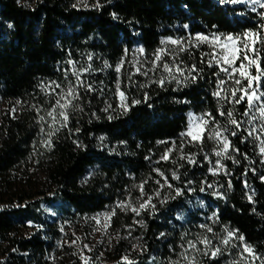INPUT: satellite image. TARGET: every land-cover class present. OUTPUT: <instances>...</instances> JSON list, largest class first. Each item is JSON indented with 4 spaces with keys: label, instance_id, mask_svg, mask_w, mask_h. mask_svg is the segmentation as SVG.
<instances>
[{
    "label": "trees",
    "instance_id": "16d2710c",
    "mask_svg": "<svg viewBox=\"0 0 264 264\" xmlns=\"http://www.w3.org/2000/svg\"><path fill=\"white\" fill-rule=\"evenodd\" d=\"M260 13H264V8L259 5L222 0H100L91 8L78 7L72 0H38L35 6L19 0H0V96L19 99L25 106L16 115L5 113L0 124L2 185L12 186L15 169L32 154L40 131L32 101L41 93L44 80L67 79L64 73L71 69L69 60L80 68L94 64L99 68L95 78L114 85L118 80L115 68L135 39L152 53L166 35L197 31L239 35L264 23ZM204 53H207L205 45L180 53L185 76L179 78L180 82L166 80L163 87L155 81L161 75L167 76L166 73L149 78L135 74L131 81L124 75L122 87L129 97L127 110L117 107L109 115L91 96L81 115L73 120L77 122L73 133L61 130L54 136L49 149L48 176L55 185L56 196L68 204L70 212L101 210L132 176L151 173L152 161L165 152L167 141L178 139L187 127L190 109L211 112L221 124L226 122L227 117L218 115L221 105L212 95L219 79L226 77L223 73L220 77L214 75L218 67L209 66ZM261 56L264 67V51ZM192 65L199 70L191 74L196 76L195 81L187 73ZM261 89L264 90V80ZM223 109L234 110L237 119H248L240 115L246 109L245 104L233 106L224 102ZM100 135L105 138L104 144L99 143ZM240 137V133L229 137L239 152H230L237 163L224 160L226 175L208 173L205 153L213 148V142L207 137L203 145H186L188 152L198 155L195 164L182 161L181 174L185 180L218 179L224 184L226 189L221 194L204 191L201 183L198 192L208 197L213 209L217 207L221 222L237 228L264 255V162L257 141L249 138L242 143ZM95 165V174L85 180L86 172ZM41 201L0 208V239L15 247L4 264H47V253L61 231L42 216ZM181 202L175 200L162 209L163 216L174 218L175 208ZM29 217L45 227L29 237L11 235L17 223ZM163 222L149 220L147 237L151 250L157 247L156 237ZM46 230L50 239L43 236ZM141 264L149 263L144 260ZM201 264H222V259L207 258Z\"/></svg>",
    "mask_w": 264,
    "mask_h": 264
},
{
    "label": "rangeland",
    "instance_id": "374dc122",
    "mask_svg": "<svg viewBox=\"0 0 264 264\" xmlns=\"http://www.w3.org/2000/svg\"><path fill=\"white\" fill-rule=\"evenodd\" d=\"M72 1L74 5L85 8L94 7L100 3V0ZM19 2L27 6H35L38 0H19ZM246 2L251 5H259L252 4L251 0H244V2L241 3ZM261 3H264V0H261ZM213 33L227 35L219 32ZM197 34L209 35L211 33L197 31L195 33H188L187 35H166L162 37V40H169L171 38L186 41L189 37H194ZM201 45L206 46V52L211 51L207 44ZM140 47L144 49L143 54L136 52V49ZM161 47H164V45L161 44L158 48ZM167 47L171 49L175 46L168 44ZM126 50L127 51H125V54L118 63L120 64L123 62V67L121 72L117 75L120 83V90L123 91L127 97L126 103L128 108L129 97L122 87L124 75L135 72V67L133 66L134 60H140L142 62L146 60L151 61L153 53L156 50L152 53H148L139 39H135L132 47L127 48ZM165 60L170 62L169 57H165ZM88 65H91L94 71L86 73L83 78L89 83H92L95 90L86 93L83 89H80L81 99L75 102L78 105V108L76 110H69L67 127H61L59 124L52 125L51 118L47 116V111L50 109L51 105L54 104V97L49 94L50 88L48 86L55 81L56 83L61 84L62 89H66L68 80H74L75 78L71 75L70 71L65 80L46 79L43 81L41 85V93L36 95L35 98L37 99L32 101V107L37 111V119L40 126V131L37 140L34 143L32 154L28 158V161H25V164L19 165V167L15 169V179L10 188L3 186L0 181V208L17 207L25 205L27 202H34L38 201V199H42L39 206L40 213L47 220L54 222L61 231L55 245L47 253V264H83V261L81 260L82 255L91 258L90 264H124L123 257L125 256H127L129 260L134 261L135 264H141L144 260L149 264H169L170 259H179V253L183 251L181 246L183 245L184 247H187V241L196 239L197 235H207L212 239L213 245H218L219 241L227 234L224 231L225 229L237 231L238 229L232 225L221 222L217 215V207L213 206V209L211 206L212 204L207 200L208 197H205L202 193L198 192L199 183L202 184L204 191L214 192L216 194H221L224 189H226L225 185L217 182L218 179L216 181H209L206 178L198 180L197 177L185 180L181 174V168L183 165L182 161L184 159H179L180 152L178 151H173L167 161L160 160L161 156L153 160L151 173L140 177L132 176L131 180L127 182L125 186L120 187L116 191L114 198L105 208L85 213L70 212L68 204L61 197L56 196L55 185L48 176L47 168L50 163L49 149L51 148L52 140L61 130H67L69 133H73V126L77 123L73 120L81 115V112L87 105L86 102L91 96L96 97V103H101L100 109L104 110L109 115H111L120 105V99L117 95L116 89L118 80L115 81L114 85H110L106 80L99 81L95 78L99 68H96L94 64ZM150 67H152L151 64H144V69ZM157 73L163 74L162 69L157 72H149L148 75L144 77H154ZM56 91L59 93L61 89H57ZM23 107H25L24 103L19 99H6L3 96H0V124L5 113L11 112L16 115ZM189 113L199 116L205 112H198L194 109H190L187 112L188 119ZM41 116L45 117L43 121L40 120ZM255 123L259 126L258 120ZM54 128L58 130L55 131L54 134L49 135ZM41 129H43V131H41ZM104 139L105 138L100 135L99 143L104 144ZM49 140L51 141L50 145L47 143ZM173 141H175L176 147L179 148L182 143L181 135L178 139L174 138L168 140L166 149L172 146ZM212 142L213 148L205 153V159L208 162V173L211 174L212 172H210L209 169L215 165L218 159H220L214 154L218 149L215 142ZM187 144L188 143L184 141L183 153L188 155L195 154L196 161V155L198 154L196 152H188L186 150ZM257 145L259 150L258 141ZM261 157L264 162V155H261ZM209 160L212 161V164L209 163ZM224 160L225 159L221 160V163L225 166L227 172ZM173 161H175V163H173ZM200 165H202V163H200ZM153 169H160L163 171L165 175L168 176L169 182L174 186L173 189L164 187L161 190V197L152 200V203L155 204V209H142L140 214L137 215L130 209L125 210L118 207L121 202L125 204L131 202L133 206H138L137 197L140 193L135 186L144 180L148 181L144 185L145 192L149 195H153L154 190L158 188V185L155 184V180L160 179L161 182H163L162 178L153 171ZM96 170L97 165L91 166L86 172L84 179L89 180L95 174ZM173 171H175L180 177L179 180L172 179L171 173ZM221 174H225V171H220L216 176ZM209 185H211V187H209ZM176 188L182 190L181 195H176L174 191ZM49 196L52 199H48L47 197ZM165 197L167 198L166 202L161 203L160 200ZM178 199L182 200V202L176 206L174 218L171 216H163L161 210L167 208L168 205ZM111 211H115V215L112 216L110 226L106 230L97 231L96 229L99 226L92 218L99 217L101 223H103V214ZM191 213H195V215H193L194 218L191 217ZM196 215L199 218H195ZM148 217L149 220L158 219L159 221H164L162 229L157 234L156 242L158 244L154 250H151L147 237V231L149 229ZM201 224L211 226L213 231L211 233L206 232L204 228L199 227ZM43 227L45 226H42L39 220L29 217L25 221L18 222L16 229L11 232V235L29 237L33 234L39 233ZM239 235L243 234L237 231V236ZM43 236L50 239L51 235L50 232L46 230L43 231ZM77 237H79V240L76 239ZM245 242L252 245L255 253L258 254L261 259H264V255L260 253L257 246L250 243L246 238ZM232 244H236L237 247H232ZM232 244H229L226 248L225 246L220 245L223 251L216 258L222 259V264H232L234 260H239L240 242L239 240H233ZM84 245H88L91 251L85 249ZM199 247L202 248L203 245H199ZM10 250L14 251L15 247H12L8 240L0 239V264H4ZM148 254H150L149 257L147 256ZM196 255L199 264L203 263L205 259L211 258L210 256H203L201 254ZM255 264H261V261L256 260Z\"/></svg>",
    "mask_w": 264,
    "mask_h": 264
},
{
    "label": "snow or ice",
    "instance_id": "6c2138e0",
    "mask_svg": "<svg viewBox=\"0 0 264 264\" xmlns=\"http://www.w3.org/2000/svg\"><path fill=\"white\" fill-rule=\"evenodd\" d=\"M224 3L237 4L244 2V0H222ZM252 4H259L261 8H264V3L261 0H251ZM255 11V8L253 9ZM261 19L264 20V13H260ZM185 28L188 26L185 25ZM161 44L164 47L158 48L153 53L151 61H140L134 60L133 66L135 67L134 73L128 74V79L131 81L132 76L140 74L147 76L149 72H157L162 69L163 73L167 76L161 75L160 78L155 81L161 87H163L166 80H177L185 76V67H182L183 61H179V55L182 52L188 51L189 48L199 47L201 44H207L211 51L204 53L203 55L208 57L207 63L209 66L215 64L218 67V71L214 73L217 77L223 73L226 79H219L217 83V89L212 93L217 98L218 104L221 105L218 108V115L221 117H227L226 122L221 124L211 112H205L199 116L189 113L188 125L184 132H182L181 138L182 143L179 148L176 147L175 141L172 142V146L161 155L160 160L167 161L173 151L180 152L179 159L187 160L189 164H195V154H184L183 147L184 141L188 144L203 145L205 138L215 142L217 149L215 156L220 158L216 161L209 171L213 175L218 174L220 171H225V166L221 163L223 159H231L234 163L238 161L230 155V152H239V148L235 147L229 137H236L238 133L241 134V142L247 141L249 138L253 142H259V152L264 155V90L261 89V81L264 80V67H261V52L264 51V23L258 25L255 30H248L239 35H218L211 33L209 35L197 34L194 37H189L186 41L181 39H169L162 40ZM168 44L175 47L169 49ZM127 51V50H125ZM137 53L143 54L144 49L142 47L136 49ZM191 54V53H190ZM165 57L170 58V62L165 60ZM91 59V57H89ZM202 62H205L202 60ZM68 63L72 65L71 69L65 70V77L68 76V72L71 71V75L75 78L74 80H68L66 89L61 88V84L53 81L48 87L50 88V95L54 97V104L51 105L47 111V116L51 118L52 125L59 124L61 127H67L69 120V110H76L78 105L76 101L81 99L80 89H83L86 93L92 92L95 89L93 84L89 83L84 77L86 73L94 71L91 65L85 68H77L76 62L69 60ZM151 64L152 67L144 69V64ZM140 65V66H136ZM107 67V65H105ZM123 62L118 64L115 68L117 74L121 72ZM253 69L255 74H253ZM199 70L195 65L187 69L188 76L195 81L196 76H192L193 72ZM231 83V86L226 85ZM246 82V83H245ZM61 89L58 93L56 90ZM117 95L120 99V105L124 110H127V97L123 91L120 90L119 79L116 84ZM228 102L233 106L238 104H245L246 109L240 115L242 117H248L245 121L243 119H237L234 115V110L230 109L225 111L223 109V103ZM139 103V101H134ZM35 107V106H34ZM110 107V105H109ZM107 110V109H105ZM111 118V117H109ZM44 116L40 117L43 121ZM259 121V126L256 125V121ZM245 124L250 127H243ZM58 129H53L49 135L54 134ZM43 131V129H41ZM227 133V134H226ZM49 145L51 141L47 142ZM165 143V142H161ZM175 163V161H173ZM212 164V161L209 160ZM161 178L155 180V184L158 188L154 190L153 195H149L145 192L144 185L148 182L147 180L142 181L135 187L139 190L140 195L137 197L138 206H133L131 202L125 204L121 202L118 207L131 210L137 215L140 214L142 209H155V204L152 203L154 198L161 197V190L164 187L173 189L174 186L169 182L168 176L165 175L160 169H153ZM172 179L179 180V176L175 171L171 173ZM264 178V177H262ZM211 187V185H209ZM203 190V189H201ZM176 195H181V189H174ZM174 198V197H173ZM251 200V196L248 198ZM167 198L161 199V203H165ZM115 215V211L106 212L103 214V223L99 217H93L96 221L97 231L106 230L110 226L112 216ZM199 227L204 228L206 232L211 233L212 227L206 224H201ZM227 234L224 238L219 241L218 245H213L212 239L207 235H197L196 239L187 241V247L181 246L183 251L179 253V259L169 260V264H199L196 254L203 256H210L216 258L222 253L220 245L225 248L232 244L233 240H239V260H234L232 264H255L256 260H260L261 264H264V259L255 253L252 245L245 242L243 235L237 236V231L224 230ZM79 240V237L76 238ZM203 245V247H199ZM232 247H237L236 244H232ZM85 249L91 251L88 245H84ZM83 264H90L91 258L88 256H81ZM124 264H135L134 261L129 260L127 256L123 257Z\"/></svg>",
    "mask_w": 264,
    "mask_h": 264
}]
</instances>
